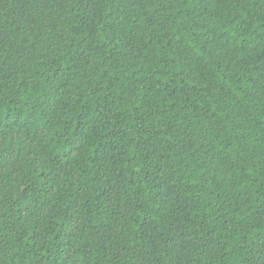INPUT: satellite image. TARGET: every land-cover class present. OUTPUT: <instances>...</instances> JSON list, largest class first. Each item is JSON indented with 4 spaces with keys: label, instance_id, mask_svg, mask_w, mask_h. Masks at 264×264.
<instances>
[{
    "label": "trees",
    "instance_id": "obj_1",
    "mask_svg": "<svg viewBox=\"0 0 264 264\" xmlns=\"http://www.w3.org/2000/svg\"><path fill=\"white\" fill-rule=\"evenodd\" d=\"M0 264H264V0H0Z\"/></svg>",
    "mask_w": 264,
    "mask_h": 264
}]
</instances>
